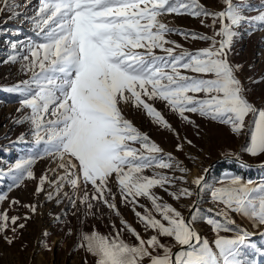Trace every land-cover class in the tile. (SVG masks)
Wrapping results in <instances>:
<instances>
[{
  "label": "snow or ice",
  "instance_id": "snow-or-ice-1",
  "mask_svg": "<svg viewBox=\"0 0 264 264\" xmlns=\"http://www.w3.org/2000/svg\"><path fill=\"white\" fill-rule=\"evenodd\" d=\"M223 3V10L213 12L200 0H39L31 17L39 41L27 43L28 55L22 57L21 64L22 70L31 75L9 89L22 96L17 112L30 110L14 123L30 124L34 151L17 160L7 173L0 170V177L11 176V190L34 178L32 168L37 160L50 159L56 167L48 172L55 179L46 172L36 192H42L48 183L54 188L46 197L51 200L67 185L72 196L67 192L63 195L73 206L77 200L84 204L85 215L94 214L96 201L120 216L115 203L119 194L121 202L132 207L144 231L152 234L145 239L122 218L121 228L112 223L114 234L81 232L76 247L95 257V264H258L246 255L249 248L254 249L253 256L264 257V248L250 242L253 233L234 227L230 215L240 214L254 228H264V179L245 181L233 175L220 186L209 188L205 183L208 169H204L205 175L192 180L195 192L179 187L177 181L183 182V175L159 170L186 173L188 169L125 115L126 108L140 111L154 124L175 132L155 107L159 101L189 124L195 122L188 114H196L228 125L232 133L248 137L243 152L251 157L264 156V107L248 99L247 89L236 74L241 66L229 60L238 35L234 28L248 23L259 30L264 27V11L248 18L241 12V8L251 10L247 3ZM16 7L14 0H0V13L11 11L19 16L13 11ZM171 14L201 18V24L211 17L209 26L215 29L219 20L220 28L212 36L189 31L166 22L165 17ZM174 34L211 43L190 50L171 39ZM16 60L17 56L8 58ZM184 143L192 145L184 138L176 150L183 151ZM241 163L246 166V162ZM146 171L152 175H146ZM113 184L117 192L112 191ZM157 187L177 201L199 198L205 190L210 191L211 200L223 206L216 212L219 218H205L216 234L214 241L210 243L196 230L198 201H193L186 218L154 191ZM5 198L6 194H0V201ZM141 198L151 207L141 204ZM29 207L36 212L35 205ZM140 208L143 212L137 210ZM18 219L9 217L6 211L0 213V234L8 230L9 222L14 225L13 233L23 229L25 225L17 224ZM27 219L30 217L26 215ZM125 231L135 237L136 243L123 238ZM260 234L264 236V232ZM3 238L10 245L15 236ZM165 239L172 243H164Z\"/></svg>",
  "mask_w": 264,
  "mask_h": 264
},
{
  "label": "rangeland",
  "instance_id": "rangeland-1",
  "mask_svg": "<svg viewBox=\"0 0 264 264\" xmlns=\"http://www.w3.org/2000/svg\"><path fill=\"white\" fill-rule=\"evenodd\" d=\"M200 2L213 12L225 8L223 0H200ZM233 2L238 5L241 3L250 5L251 10L241 8L242 15L248 18L257 16L260 11H264V0H233ZM14 3L18 7L14 8L13 11L19 12V16H13L11 11L0 13V170L5 173L17 160L26 158L34 151L30 124L27 122L23 124L14 123V120L22 118L30 110L25 108L22 112H17V109L21 107L22 96L19 93L9 91V89L20 84L21 81L29 79L31 75L22 70L21 64L23 63L22 57L28 55L27 43L39 41L31 21V17L39 6V0H14ZM165 21H170L175 27L208 36H212L214 31L220 28L219 20L215 24V29L209 26L212 24L211 17L205 19L204 24H201V18L171 14L165 17ZM234 31L238 35L234 38L229 60L233 65L241 66L236 74L247 89L248 99L257 106L264 107V27L253 30L248 23H242L239 27L234 28ZM170 38L190 50L208 47L211 43L198 39L185 40L182 36L175 34ZM216 39L219 40L220 37L217 36ZM13 43L16 44L15 48L12 47ZM10 56H17V60L15 62L8 61ZM155 107L164 114L175 132L154 124L148 116L140 111L126 108L125 115L132 120L140 131L146 133L152 141L157 143L165 153H172L188 169L186 173H181L178 170L175 172L159 170L177 177L183 175L185 180L183 182L177 181L179 187H188L195 192V185L192 180L203 175L204 169H207L210 162L215 158L226 154L237 155L249 162L264 160V156L251 157L243 152L242 149L247 144L248 137L232 133L228 125L196 114H188L195 122L189 124L171 112L164 103L157 101ZM176 133L179 134L178 137ZM22 134L23 139H21ZM184 138L191 140L192 145L184 143L183 151H177V143H183ZM216 162L212 164L205 179L209 188L220 186L228 173L235 174L236 172L234 170L231 172H227V170L214 172L212 169ZM238 164L239 166L235 167L239 170L238 175H246V178L242 177L243 180L259 182L264 179V167ZM55 167L56 164L50 159L37 160L32 168L34 178L25 179L19 187H12L11 190L10 186L13 183L11 176L0 177V194H6V198L0 201V213L6 211L9 217L17 216L19 217L17 224L23 223L25 225L23 229L17 228L16 232L13 233L11 228L14 225L9 222L8 230L0 234V264H85V260H87V264H95V257L87 254L83 248L76 247L80 233H90L96 230L104 235L114 234L112 223H115L117 229L121 228V218L135 227L145 239L152 234L144 231L132 207L123 204L119 194L116 195L115 203L120 216H116L112 210L96 201H93L92 213L94 214L85 215L86 206L84 204H81L79 200L75 206L70 203L68 196H72V189L67 185L58 196L54 195L51 200L46 197L49 192H54V188L48 183H45L42 192L37 193L36 189L42 175L47 172L50 179H55V175L48 172L50 168ZM145 174L152 175V172L146 171ZM171 190L175 191L176 188L173 187ZM87 191L91 195V185H88ZM112 191L117 192L114 184ZM154 191L164 201L180 210L184 216L195 198L193 196L177 201L168 192L158 187ZM64 192H67L68 196L63 195ZM83 192L84 189L81 188V196ZM57 200L60 202L57 203ZM13 201H18V203H13ZM197 201L199 219L195 224L196 230L205 232L209 242H212L216 238V234L212 227L205 222V218H219L216 217V212L218 208L223 206L217 205L211 200L208 190L202 192ZM140 203L151 207L150 202L146 199L141 198ZM30 205L36 206L35 213L31 211ZM137 210L143 212L142 208ZM26 215L30 219L25 220ZM230 215L235 221L234 227L244 228L242 223L245 221L249 225V232L253 233L250 242L256 248H264V236L260 234L264 232V228H254L251 222L240 214L231 213ZM69 229H71V234H69ZM45 232L48 233L47 236L44 235ZM221 234L233 235V233L223 232ZM5 235H14V242L10 245L6 243L3 238ZM122 236L127 242L136 243L135 237L130 232L125 231ZM163 242L172 243L168 239ZM45 244L47 247L44 246ZM245 253L248 257L255 258L258 264H264V257L253 256L254 249H246Z\"/></svg>",
  "mask_w": 264,
  "mask_h": 264
},
{
  "label": "water",
  "instance_id": "water-1",
  "mask_svg": "<svg viewBox=\"0 0 264 264\" xmlns=\"http://www.w3.org/2000/svg\"><path fill=\"white\" fill-rule=\"evenodd\" d=\"M238 157H239V156H238ZM224 159H230V160L236 161V162H238V163L246 162V166H253V167H259V166H261L262 163H264V160H262L261 162H249V161L244 160V159H242V158H240V157H239V159H237V155H231V154L228 155V154H226V155H223V156L217 157V158H215L212 162H210V164H209L208 167H207L208 172H207V174H206V176H205V179H206L207 176H208V173H209V170H210L212 164H213L214 162H216V161L224 160ZM241 164H242V163H241ZM203 175H205V173H203ZM196 190H197V189H196V186H195V191H196ZM198 199H199V198L195 196V198H194L193 201H197ZM193 201H192V203H191L189 209L187 210V212H186V214H185V217H186V218L189 217L190 214H191V213H190V208H191V206L193 205ZM174 251H175V249H174Z\"/></svg>",
  "mask_w": 264,
  "mask_h": 264
},
{
  "label": "trees",
  "instance_id": "trees-1",
  "mask_svg": "<svg viewBox=\"0 0 264 264\" xmlns=\"http://www.w3.org/2000/svg\"><path fill=\"white\" fill-rule=\"evenodd\" d=\"M238 166H239L238 162L230 160V159H224V160H220V161L216 162L214 164L212 170L214 172H217V171L224 169V168H235Z\"/></svg>",
  "mask_w": 264,
  "mask_h": 264
},
{
  "label": "crops",
  "instance_id": "crops-1",
  "mask_svg": "<svg viewBox=\"0 0 264 264\" xmlns=\"http://www.w3.org/2000/svg\"><path fill=\"white\" fill-rule=\"evenodd\" d=\"M222 170H227V172H231V171H236L235 172V174L234 173H228L227 174V177L225 178V180L228 178V177H230V176H233V175H238L239 174V170L238 169H236V168H224V169H221V170H219V172L220 171H222ZM241 177H245L246 178V175H241ZM200 233V235H201V237L202 238H207V235H206V233L205 232H199ZM211 242V241H210Z\"/></svg>",
  "mask_w": 264,
  "mask_h": 264
},
{
  "label": "bare ground",
  "instance_id": "bare-ground-1",
  "mask_svg": "<svg viewBox=\"0 0 264 264\" xmlns=\"http://www.w3.org/2000/svg\"><path fill=\"white\" fill-rule=\"evenodd\" d=\"M243 227L245 228V229H247L248 231L250 230V228H249V225L248 224H246V222L244 221L243 223Z\"/></svg>",
  "mask_w": 264,
  "mask_h": 264
}]
</instances>
